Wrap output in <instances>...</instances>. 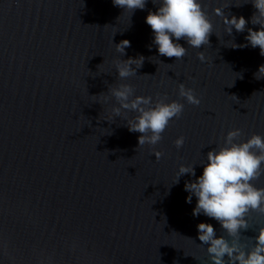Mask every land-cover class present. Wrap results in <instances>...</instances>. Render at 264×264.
Masks as SVG:
<instances>
[{
	"label": "water",
	"instance_id": "water-1",
	"mask_svg": "<svg viewBox=\"0 0 264 264\" xmlns=\"http://www.w3.org/2000/svg\"><path fill=\"white\" fill-rule=\"evenodd\" d=\"M200 2L214 26L210 45L180 40L187 55L175 60L153 43L152 0L133 14L113 0H0V264H36L40 252L50 264H211L197 225L212 224L217 237L223 230L193 217L196 198L186 203L184 185L228 131L264 136V76H255L264 56L231 47L248 44L247 28L259 30L251 0ZM227 5L229 19L249 21L244 32H225L214 9ZM122 40L131 46L119 56ZM140 56L137 75L117 80L114 61ZM119 83L184 104L158 144L139 147L123 113L113 118L116 101L105 96ZM181 83L199 105L179 96ZM181 164L195 165L196 176L174 183ZM254 183L264 187V177ZM249 225L242 237H255L264 215L250 213Z\"/></svg>",
	"mask_w": 264,
	"mask_h": 264
},
{
	"label": "clouds",
	"instance_id": "clouds-1",
	"mask_svg": "<svg viewBox=\"0 0 264 264\" xmlns=\"http://www.w3.org/2000/svg\"><path fill=\"white\" fill-rule=\"evenodd\" d=\"M146 3L147 0H113L114 6L131 14L137 9L143 10ZM152 3L159 6L155 12H148L145 22L154 34L153 43L160 56L174 57L175 60L184 58L187 48L178 43L180 40L196 49L210 45L209 37L214 32V26L200 0H152ZM251 3L256 11L250 22L259 25V30L247 28L245 39L248 44L232 42L231 47L243 48L250 44L252 48L258 47L260 55L264 56V0H251ZM227 7L229 5L214 9L215 15L223 19L225 32L230 36L233 28L237 33L244 32L249 21L235 15L229 19L224 13ZM130 46L128 40L114 45L119 56L126 55L125 49ZM197 57L202 63L206 62L203 51H199ZM143 61V56L114 61L117 80L123 81L137 75L136 69L142 67ZM255 76L256 79L264 76V65L259 66ZM178 89L179 96L186 99L188 104L199 105L200 100L194 89L186 88L183 83L178 85ZM134 92L132 85L119 83L109 88L105 103L115 99L118 106L112 107L113 118H121L123 113L128 130L140 133L139 147L145 144L154 146L163 139L170 122L180 118L184 104L175 100L168 102L166 95L161 98L158 94L153 100L151 96H134ZM128 113L136 115L128 118ZM242 135L239 128L228 131L223 144L207 152L206 162L201 163L202 175L194 181H186L184 185L189 193L186 203L191 204L193 196L196 198L193 217L203 214L217 221L223 230V234L217 237L212 224L201 222L197 225L198 239L201 245L207 246L211 264H264V226L258 227L255 237L241 236L242 231L250 228V213L264 215V187H257L254 183L264 177V136L254 133L248 139L241 140ZM184 142V136L178 137L174 141L175 147L182 148ZM154 155L158 160L163 153L155 152ZM186 174L195 177V165L181 164L174 183H178L180 177ZM34 259L36 264H50L52 257L40 252L35 253Z\"/></svg>",
	"mask_w": 264,
	"mask_h": 264
}]
</instances>
